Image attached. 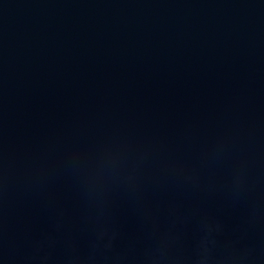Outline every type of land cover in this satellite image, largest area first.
I'll return each instance as SVG.
<instances>
[{"label":"water","instance_id":"water-1","mask_svg":"<svg viewBox=\"0 0 264 264\" xmlns=\"http://www.w3.org/2000/svg\"><path fill=\"white\" fill-rule=\"evenodd\" d=\"M0 264H264V0H0Z\"/></svg>","mask_w":264,"mask_h":264}]
</instances>
